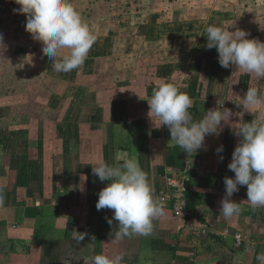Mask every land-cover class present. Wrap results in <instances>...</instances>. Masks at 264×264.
Here are the masks:
<instances>
[{
    "label": "crops",
    "instance_id": "obj_1",
    "mask_svg": "<svg viewBox=\"0 0 264 264\" xmlns=\"http://www.w3.org/2000/svg\"><path fill=\"white\" fill-rule=\"evenodd\" d=\"M71 2L97 39L78 69L57 73L43 45L25 30V14L12 11L20 5L0 1V264H92L102 252L123 253V264H259L264 207L252 208L246 186H239L231 199L240 214L226 220L219 209L224 177H234L227 167L239 141L232 125L241 123L243 110L235 101L242 102L248 87L264 90V79L235 65L221 67L216 49L206 46L205 29L219 22L264 42V0ZM162 81L192 98L194 120L217 100L233 113L196 153L170 146L167 126L149 114L147 99ZM251 111L245 121L264 118V104ZM114 125L122 138L133 126L137 159L155 199L171 170L186 172L191 193L203 195L193 218L204 230L195 261L193 236L168 207L153 220L151 236L110 238L118 230L116 221L107 222L113 210L96 208L109 181L101 182L92 167L135 156L127 145H113ZM225 229L255 244L237 247L231 236L218 235ZM74 233H84V240L78 244Z\"/></svg>",
    "mask_w": 264,
    "mask_h": 264
},
{
    "label": "clouds",
    "instance_id": "obj_2",
    "mask_svg": "<svg viewBox=\"0 0 264 264\" xmlns=\"http://www.w3.org/2000/svg\"><path fill=\"white\" fill-rule=\"evenodd\" d=\"M20 5L14 12L25 14V30L40 42L41 52L54 61L52 67L57 73H69L78 69L87 59L96 42V35L71 0H15ZM207 48H215L218 62L223 68L235 65L242 72L264 79V42L249 38L242 29L230 31L229 28L208 25L205 29ZM0 46L3 36L0 34ZM61 50H67L62 53ZM149 114L160 120V126H167L170 132V146H178L187 154L198 152L206 135H219L222 122L229 123L232 111L224 107V100H217V107L208 109L199 120H194L190 108L192 98L180 88L167 81L160 82L147 99ZM238 112L241 123L233 127V135L239 141L232 153L227 167L234 177L225 176V195L221 200L219 212L231 219L241 212L239 202L231 199L246 186L247 201L252 208L264 207V118L254 117L251 121L243 119L245 112L264 104V90L248 87ZM153 121V120H152ZM223 152V145L216 149ZM221 161L223 156H220ZM94 175L101 182L109 181L98 193L97 210H113L107 219L109 225L117 222L118 230L109 233L110 238L121 239L132 235L151 236L154 231L153 220L163 213V205L154 198L153 187L148 174L142 169L137 157L132 156L121 162L109 164L97 162L92 167ZM3 188L0 187V194ZM2 202V195H0ZM85 234H75L73 239L79 244ZM95 237H92V239ZM259 264H264V251L256 256ZM124 254L109 255L99 253L92 257V264H123Z\"/></svg>",
    "mask_w": 264,
    "mask_h": 264
},
{
    "label": "built area",
    "instance_id": "obj_3",
    "mask_svg": "<svg viewBox=\"0 0 264 264\" xmlns=\"http://www.w3.org/2000/svg\"><path fill=\"white\" fill-rule=\"evenodd\" d=\"M189 181L190 179L186 172L169 171L165 176L164 186L156 194V200L164 207L170 208L176 217L184 220L187 230L193 236V251L190 252V257L192 261H195L196 253L194 248L199 243V237L204 230L197 225L196 220L193 219V212L188 209ZM218 235L225 238L231 236L237 247L243 246L247 242L255 244L252 243L254 240L242 232L231 233L228 229H225Z\"/></svg>",
    "mask_w": 264,
    "mask_h": 264
},
{
    "label": "rangeland",
    "instance_id": "obj_4",
    "mask_svg": "<svg viewBox=\"0 0 264 264\" xmlns=\"http://www.w3.org/2000/svg\"><path fill=\"white\" fill-rule=\"evenodd\" d=\"M0 1H3L4 2V0H0ZM6 1H8V0H6ZM8 3V2H7ZM13 9H17V8H14L13 7ZM13 9H12V11H13ZM14 12V11H13ZM15 15V14H14ZM216 26H221V27H224L221 23H219V22H217V24H215ZM221 90H222V88H220L219 89V92H221ZM262 90V89H261ZM227 91V90H226ZM240 94H241V96H242V93H244L243 92V90H241L240 92H239ZM228 94H227V92H225V94L223 95V94H219V96L220 97H226ZM258 108H260V105H257V106H255L254 108H253V110H255V109H258ZM254 117H255V115H254ZM258 118H260L259 116H258ZM123 126V125H122ZM128 129V128H127ZM132 129H133V126H131V127H129V129H128V132H126V137L125 138H122L121 137V135H120V133L118 132V130H117V125H114L113 126V128H112V130H111V136H112V138H111V141H112V143H113V145L116 147V149H118V146L119 145H124V146H126L127 147V149H129V150H127V152L128 153H130V152H133V153H135V157H137V155H138V152H139V150L136 148V146H135V142H136V134H135V136H134V133L132 132ZM160 190H158V192H159ZM157 192V193H158ZM197 225H198V223H197Z\"/></svg>",
    "mask_w": 264,
    "mask_h": 264
},
{
    "label": "trees",
    "instance_id": "obj_5",
    "mask_svg": "<svg viewBox=\"0 0 264 264\" xmlns=\"http://www.w3.org/2000/svg\"><path fill=\"white\" fill-rule=\"evenodd\" d=\"M13 3H15V0H12ZM202 196L201 194L197 193H191V191H188V209L193 212V216L196 218V207L202 203Z\"/></svg>",
    "mask_w": 264,
    "mask_h": 264
}]
</instances>
